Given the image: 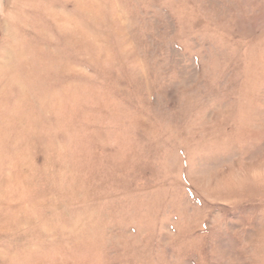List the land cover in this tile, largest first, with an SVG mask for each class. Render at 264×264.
I'll list each match as a JSON object with an SVG mask.
<instances>
[{
  "label": "rangeland",
  "instance_id": "obj_1",
  "mask_svg": "<svg viewBox=\"0 0 264 264\" xmlns=\"http://www.w3.org/2000/svg\"><path fill=\"white\" fill-rule=\"evenodd\" d=\"M0 264H264V0H0Z\"/></svg>",
  "mask_w": 264,
  "mask_h": 264
}]
</instances>
